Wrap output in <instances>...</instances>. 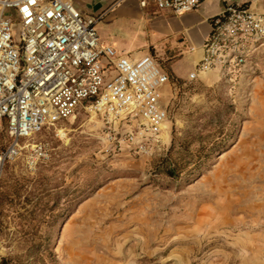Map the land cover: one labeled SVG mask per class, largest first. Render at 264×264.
I'll return each instance as SVG.
<instances>
[{"label": "rangeland", "instance_id": "rangeland-1", "mask_svg": "<svg viewBox=\"0 0 264 264\" xmlns=\"http://www.w3.org/2000/svg\"><path fill=\"white\" fill-rule=\"evenodd\" d=\"M163 100L148 152L85 108L24 141L0 174V264H264V49Z\"/></svg>", "mask_w": 264, "mask_h": 264}, {"label": "built area", "instance_id": "built-area-1", "mask_svg": "<svg viewBox=\"0 0 264 264\" xmlns=\"http://www.w3.org/2000/svg\"><path fill=\"white\" fill-rule=\"evenodd\" d=\"M201 4L141 0L148 12L175 15L194 12ZM99 20L83 15L71 0H0V135L6 130L10 137L0 151V174L22 155L24 141L82 108L101 116L114 139L120 135L140 152L159 142L169 117L163 96L171 76L157 57L131 60L103 45ZM211 26L204 56L189 81L213 70L236 69L263 52L264 14L228 5ZM49 156L44 144L32 145L28 162Z\"/></svg>", "mask_w": 264, "mask_h": 264}, {"label": "crops", "instance_id": "crops-1", "mask_svg": "<svg viewBox=\"0 0 264 264\" xmlns=\"http://www.w3.org/2000/svg\"><path fill=\"white\" fill-rule=\"evenodd\" d=\"M71 1L83 15L100 17L99 22L106 23L107 27L97 26L103 45L114 47L131 60L148 55L157 57L175 80H188L204 56L203 45L212 30L211 19L223 13L228 5L264 14V0H202L198 10L183 15L155 9L148 12L142 8L141 0ZM119 30L129 37L122 38Z\"/></svg>", "mask_w": 264, "mask_h": 264}, {"label": "trees", "instance_id": "trees-1", "mask_svg": "<svg viewBox=\"0 0 264 264\" xmlns=\"http://www.w3.org/2000/svg\"><path fill=\"white\" fill-rule=\"evenodd\" d=\"M168 172H169V176L174 177L175 170H173V169H169ZM3 264H5V263H3Z\"/></svg>", "mask_w": 264, "mask_h": 264}]
</instances>
